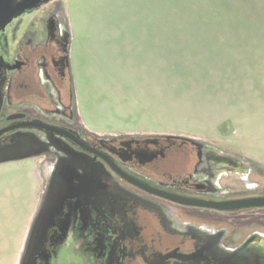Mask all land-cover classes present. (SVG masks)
<instances>
[{
    "label": "flooded vegetation",
    "instance_id": "flooded-vegetation-1",
    "mask_svg": "<svg viewBox=\"0 0 264 264\" xmlns=\"http://www.w3.org/2000/svg\"><path fill=\"white\" fill-rule=\"evenodd\" d=\"M59 2L0 26V164L37 159L42 178L17 264H264V222L236 219L264 207H211L264 196L252 165L197 138L84 125Z\"/></svg>",
    "mask_w": 264,
    "mask_h": 264
},
{
    "label": "rangeland",
    "instance_id": "rangeland-1",
    "mask_svg": "<svg viewBox=\"0 0 264 264\" xmlns=\"http://www.w3.org/2000/svg\"><path fill=\"white\" fill-rule=\"evenodd\" d=\"M58 1L74 29L71 85L87 128L187 136L239 157L244 139L264 140V0ZM38 161L0 164V264H15L42 190ZM249 182L264 193L263 175ZM250 215L236 219L264 222V210Z\"/></svg>",
    "mask_w": 264,
    "mask_h": 264
},
{
    "label": "water",
    "instance_id": "water-1",
    "mask_svg": "<svg viewBox=\"0 0 264 264\" xmlns=\"http://www.w3.org/2000/svg\"><path fill=\"white\" fill-rule=\"evenodd\" d=\"M36 6H39V0H24L21 3H14L12 0H0V26L8 24L26 10H30ZM211 207L219 210L264 207V196L235 199L223 204H214Z\"/></svg>",
    "mask_w": 264,
    "mask_h": 264
},
{
    "label": "crops",
    "instance_id": "crops-1",
    "mask_svg": "<svg viewBox=\"0 0 264 264\" xmlns=\"http://www.w3.org/2000/svg\"><path fill=\"white\" fill-rule=\"evenodd\" d=\"M67 22H68L67 27L69 29V36H70L69 56H71V61H74L73 58H75L74 55L76 52V46L74 45V41H75L74 29H72V23L69 21V19L67 20ZM69 25H70V28H69ZM79 115H80V113H79ZM83 123L85 125L84 121H83ZM247 138L250 141L249 140L246 141L244 139L243 150H242V154L240 157L242 159H244L247 163L252 165L257 173L264 176V140L259 138V137L254 138V139L249 138V137H247ZM23 242H24V238H23V241H21L19 248L17 245L18 249L15 253V264L18 263V259H19L20 253H21Z\"/></svg>",
    "mask_w": 264,
    "mask_h": 264
}]
</instances>
